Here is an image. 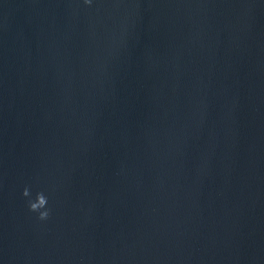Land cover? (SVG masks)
Returning <instances> with one entry per match:
<instances>
[{
  "label": "water",
  "instance_id": "95a60500",
  "mask_svg": "<svg viewBox=\"0 0 264 264\" xmlns=\"http://www.w3.org/2000/svg\"><path fill=\"white\" fill-rule=\"evenodd\" d=\"M0 264H264V0H0Z\"/></svg>",
  "mask_w": 264,
  "mask_h": 264
},
{
  "label": "clouds",
  "instance_id": "9594fccd",
  "mask_svg": "<svg viewBox=\"0 0 264 264\" xmlns=\"http://www.w3.org/2000/svg\"><path fill=\"white\" fill-rule=\"evenodd\" d=\"M28 189H24V193L27 194ZM46 197L45 195H39V198H36L35 200L29 201V208L30 210H39L38 211V218L39 219H45L49 215V210L45 208L46 204Z\"/></svg>",
  "mask_w": 264,
  "mask_h": 264
}]
</instances>
